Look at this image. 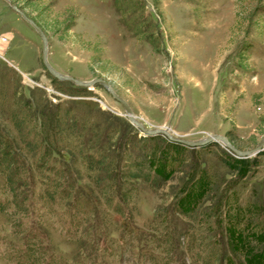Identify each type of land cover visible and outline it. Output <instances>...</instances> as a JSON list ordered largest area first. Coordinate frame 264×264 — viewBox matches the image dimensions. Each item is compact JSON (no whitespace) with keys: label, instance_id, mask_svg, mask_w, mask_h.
<instances>
[{"label":"rangeland","instance_id":"rangeland-1","mask_svg":"<svg viewBox=\"0 0 264 264\" xmlns=\"http://www.w3.org/2000/svg\"><path fill=\"white\" fill-rule=\"evenodd\" d=\"M9 1L42 23L46 60L53 69L83 81L106 80L144 128L166 127L173 136L189 140L220 134L239 150L251 149L264 135V0H140L142 7L135 1L122 18L140 30L137 35L119 21L111 0ZM0 34L7 36L0 57V85L9 98L0 99V129L17 147L8 115L22 113L26 101L34 105L33 115L59 104L76 116L87 115L102 131L116 130L118 136L138 131L100 85L70 94L64 90L77 85L65 80L52 83L41 63L39 36L5 0H0ZM203 145L196 154L186 152L160 188L153 190L137 181L132 216L124 220L108 213L110 222L101 225L104 237L92 231L91 216L77 240L64 236L66 225L58 214L43 215L40 224L29 217L25 224L37 226L47 253L69 263H85L94 256L101 264H147V255L157 252L148 248L146 239L161 236L151 225L189 224L173 217L169 204L190 178L189 164L195 157L201 167L217 174L216 194L231 191L239 203L264 202V144L247 156L257 157V165L243 177L220 161L235 157L222 143ZM20 154L33 164L34 157L22 150ZM63 154L60 159L69 165L75 185L94 204L98 200L94 205L98 216L103 209L100 194L76 170V163L70 165L74 153L64 149ZM62 210L57 209L59 214ZM99 237L103 248L96 244ZM180 239H172L176 250ZM7 241L20 243L0 214V264H9L2 258ZM177 260L188 263L185 257Z\"/></svg>","mask_w":264,"mask_h":264},{"label":"trees","instance_id":"trees-1","mask_svg":"<svg viewBox=\"0 0 264 264\" xmlns=\"http://www.w3.org/2000/svg\"><path fill=\"white\" fill-rule=\"evenodd\" d=\"M111 1L120 16L119 21L128 26L131 25L122 18L126 8L135 1L140 2V7L143 5L140 0ZM28 17L44 30L39 20ZM140 24L142 21L137 25ZM131 29L136 35L140 32L134 26ZM47 76L54 84L61 82ZM3 86L2 83L0 99L5 102L9 98L3 94ZM86 90L78 86L64 91L72 94ZM26 103L28 107L22 113L10 111L8 115L19 147L0 129V214L5 216L11 233L18 235L20 242H4L2 258L9 264H101L94 256L85 263H69L47 253L43 235L34 223L40 224L43 215L58 214L66 225L64 236L77 240L91 220L94 222L92 231L104 237L101 225L110 222L108 213L124 220L132 216L137 181L153 190L160 188L182 164L186 152L196 154L204 147H187L161 134L145 135L138 131L118 136L116 130L102 131L87 115L76 116L69 107L59 104L33 115L34 105L31 101ZM115 135L118 139L113 140ZM64 149L74 153L70 165L76 163V170L100 194L103 209L98 216L94 212L98 200L93 199L94 204L75 185L69 165L60 159ZM21 150L34 157L33 164L21 157ZM219 159L241 177L257 165V157ZM189 166L190 178L169 204L172 216L181 217L189 224L167 228V224L162 225L163 221L158 220L161 227L151 225L150 229L161 236L146 239L148 248L157 252L156 256L147 255V264H169L171 260L185 264L177 260L180 256L188 260L186 264H264V202L253 199L239 203L231 191L216 194L217 174L205 165L201 167L197 157ZM206 201L210 204L206 205ZM59 207H63L60 214ZM29 217L37 218L36 222L25 224L24 220ZM103 237L96 240L100 248L105 247L100 246ZM172 239L181 240L178 250Z\"/></svg>","mask_w":264,"mask_h":264},{"label":"water","instance_id":"water-1","mask_svg":"<svg viewBox=\"0 0 264 264\" xmlns=\"http://www.w3.org/2000/svg\"><path fill=\"white\" fill-rule=\"evenodd\" d=\"M5 1L21 18H23L26 22H28V24H30V26L34 29V31L39 36L40 41H41V63H42L44 70L50 76H52L53 78L57 80L69 81L73 83L74 85L85 87L87 89L93 86L94 84L100 85L111 96L112 99H114L116 102H118L121 105L127 120L135 128L138 129L139 133L145 134V135L161 134L164 137H166L167 140L182 144L187 147H197V146H201L208 142H218V143H222V145L225 148L229 149L234 154L235 157H247L248 155L252 153H257L260 150V147L264 144V135H263L260 138V140L255 144V146L252 147L251 149L239 150L233 147L228 142V140L223 135H220V134H210L201 139L189 140V139H184V138L173 136L166 127H157V128H152V129L144 128L142 124L134 118L126 101L113 91V89L110 87L109 83L106 80L95 77L90 80L83 81V80L76 79L72 76L62 74L56 71L55 69H53L46 60V37L43 31L29 17H27L20 9L13 6L9 0H5Z\"/></svg>","mask_w":264,"mask_h":264},{"label":"built area","instance_id":"built-area-1","mask_svg":"<svg viewBox=\"0 0 264 264\" xmlns=\"http://www.w3.org/2000/svg\"><path fill=\"white\" fill-rule=\"evenodd\" d=\"M6 44H7V36L5 34H0V57L1 58H2V53H3V48Z\"/></svg>","mask_w":264,"mask_h":264}]
</instances>
